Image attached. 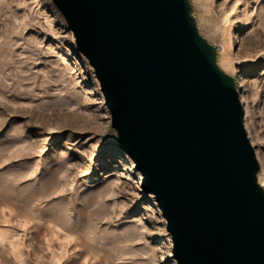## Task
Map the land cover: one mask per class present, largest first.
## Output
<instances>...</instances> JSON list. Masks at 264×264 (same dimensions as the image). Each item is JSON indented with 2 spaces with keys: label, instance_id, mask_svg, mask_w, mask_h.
Masks as SVG:
<instances>
[{
  "label": "rangeland",
  "instance_id": "rangeland-1",
  "mask_svg": "<svg viewBox=\"0 0 264 264\" xmlns=\"http://www.w3.org/2000/svg\"><path fill=\"white\" fill-rule=\"evenodd\" d=\"M188 1L234 78L264 190V0ZM104 101L51 0H0V264H176Z\"/></svg>",
  "mask_w": 264,
  "mask_h": 264
},
{
  "label": "water",
  "instance_id": "water-1",
  "mask_svg": "<svg viewBox=\"0 0 264 264\" xmlns=\"http://www.w3.org/2000/svg\"><path fill=\"white\" fill-rule=\"evenodd\" d=\"M93 69L116 146L176 264H264V190L234 78L188 0H51Z\"/></svg>",
  "mask_w": 264,
  "mask_h": 264
},
{
  "label": "bare ground",
  "instance_id": "bare-ground-1",
  "mask_svg": "<svg viewBox=\"0 0 264 264\" xmlns=\"http://www.w3.org/2000/svg\"><path fill=\"white\" fill-rule=\"evenodd\" d=\"M170 245V244H169ZM170 247V246H169Z\"/></svg>",
  "mask_w": 264,
  "mask_h": 264
}]
</instances>
